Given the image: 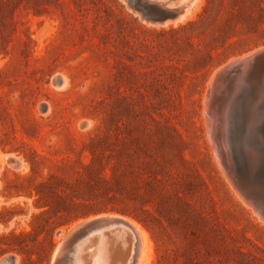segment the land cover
<instances>
[{
	"label": "rangeland",
	"instance_id": "374dc122",
	"mask_svg": "<svg viewBox=\"0 0 264 264\" xmlns=\"http://www.w3.org/2000/svg\"><path fill=\"white\" fill-rule=\"evenodd\" d=\"M164 1L0 0V264H57L70 231L106 214L139 227L140 264H264V221L218 161L205 104L218 68L264 47V0H195L163 25ZM261 105L249 176L264 187ZM114 225L101 230L120 250Z\"/></svg>",
	"mask_w": 264,
	"mask_h": 264
},
{
	"label": "bare ground",
	"instance_id": "6f19581e",
	"mask_svg": "<svg viewBox=\"0 0 264 264\" xmlns=\"http://www.w3.org/2000/svg\"><path fill=\"white\" fill-rule=\"evenodd\" d=\"M192 1L194 2L195 0ZM191 5L192 3L190 4L188 0H185L184 2H182V6L180 8H169L168 10L170 14H168L165 18L157 17L155 19V22H162L164 25L166 22L168 23V21L172 22L171 20H174L175 23V20H180L183 18L186 12L191 9ZM164 6L166 7V5ZM174 6L176 5L174 4ZM131 10L133 11V9ZM134 10H137V8ZM159 25L161 24L159 23ZM255 53L256 51H253L243 56L234 58L215 71L212 80L209 83L205 104L206 114L208 116L207 123L209 126V134L212 138V134L216 133L220 146H225V141L223 138L224 133H229L230 135L232 134L233 126L230 127L229 131L227 127L230 126V123L231 125H234L237 122L234 118V115L233 117L232 115L230 116V113L227 112V109L224 108H230L232 112L235 111L233 107L242 109L241 111H243V115L242 117L240 115V117L242 118V120L240 121L244 126V131L241 138V143L243 149L245 150V159L247 164H245L247 166L245 168H248L249 173L248 176H243L242 174L239 175L241 177L237 182V185L233 181L232 175L229 173V171H232V173L236 171L233 160L228 157L229 154L227 155V157L223 156L219 151V144L215 140H213V142L215 144L216 154L219 159L218 161H220L221 166L224 168L226 174L228 175L230 182L239 193V195H241L244 203L250 206L255 211V213L258 214L264 221V208L261 209L258 206V203H256L252 198L256 197V195H258L259 197H263V188L260 184H255L250 177L255 172L256 167L259 163L260 151L258 152V149L256 147L257 145L254 143H257L261 138L259 137L260 134L258 135V131H261V129H256V125L260 123L259 113L263 108V105H261V101L264 100V58L256 59ZM239 91L248 93V95H250H247L249 98L244 99L243 96L242 99L238 100V98L235 96ZM241 133L242 132H240V134ZM238 137L240 138L241 136ZM259 145L261 144L259 143ZM229 148L230 149L228 150V152L231 154L230 144ZM239 155L237 157H239ZM241 160L243 161V158ZM15 164L20 165L21 161L18 162L16 160ZM239 187L245 189L248 192V197H246L240 191ZM257 201L259 200L257 199ZM112 224H119V226L114 225L109 229L112 230L114 234L116 232L119 237L124 239L122 240L123 246L122 248H120V250H117L113 246L112 240L107 241V237L102 233L101 230L103 227H109V225ZM120 225L122 226V228H120ZM77 232L80 233L76 238H74V240L71 241L70 244L58 249L57 253L60 256L58 258L57 264H77L78 261L76 260L75 254L73 253L77 249H81L84 251L92 250L93 253L91 256H93V264H120V255H124L127 258V264H140L144 256L145 243L142 239L140 229L135 224V222L128 217L115 214H106L90 218L74 227L66 237L65 241L71 239V237L75 236V233ZM127 245L130 247L129 255L126 250ZM10 262L11 260L8 259L7 263Z\"/></svg>",
	"mask_w": 264,
	"mask_h": 264
},
{
	"label": "water",
	"instance_id": "95a60500",
	"mask_svg": "<svg viewBox=\"0 0 264 264\" xmlns=\"http://www.w3.org/2000/svg\"><path fill=\"white\" fill-rule=\"evenodd\" d=\"M173 2V4H175V5H177L178 4V2L180 1V0H167V1H164V2H162V4L161 3H158L157 4V10L156 11H159V12H156L157 13V15H158V17H160V18H165L168 14H170V12H169V8H171V7H165L164 5H167L169 2ZM189 2H190V4L192 3V0H188ZM182 6V3L181 4H179V5H177L176 7L177 8H180ZM256 51V53H255V58L256 59H259V58H264V47H262V48H259V49H257V50H255ZM227 133H224V141H225V146H220V144H219V140H218V136L216 135V133H214V134H212V139L213 140H215L218 144H219V146H220V148H219V151H220V153L223 155V156H226L227 157V155H228V157L231 159V154L228 152V150L230 149L229 148V144H230V141H229V139H228V137H227V135H226ZM227 167V166H226ZM229 173L232 175V178H233V181L235 182V184L237 185V182L240 180V177L241 176H239L237 173H236V171H234L233 173H232V171H229ZM255 183V182H254ZM255 184H257V183H255ZM240 188V187H239ZM263 188V194H262V196L263 197H259L258 195H256V197H252L253 198V200L256 202V203H258V206L262 209V208H264V187H262ZM240 191L246 196V197H248V192L245 190V189H243V188H240ZM257 199L260 201H257Z\"/></svg>",
	"mask_w": 264,
	"mask_h": 264
}]
</instances>
